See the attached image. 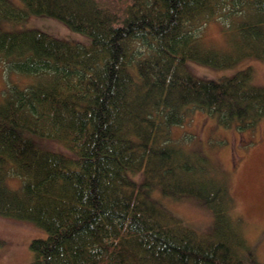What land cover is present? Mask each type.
Listing matches in <instances>:
<instances>
[{"label":"trees","instance_id":"obj_1","mask_svg":"<svg viewBox=\"0 0 264 264\" xmlns=\"http://www.w3.org/2000/svg\"><path fill=\"white\" fill-rule=\"evenodd\" d=\"M18 3L0 0V215L45 230L28 264H255L226 177L174 127L198 109L236 127L264 118V84L250 67L206 79L187 66L264 59V0ZM30 13L89 39L3 27ZM215 20L224 46L201 32ZM188 197L212 210V230L166 204Z\"/></svg>","mask_w":264,"mask_h":264},{"label":"rangeland","instance_id":"obj_2","mask_svg":"<svg viewBox=\"0 0 264 264\" xmlns=\"http://www.w3.org/2000/svg\"><path fill=\"white\" fill-rule=\"evenodd\" d=\"M12 1L19 4L18 0ZM2 22L7 29L37 27L59 37L89 39L85 32L73 30L62 19L45 14L30 13L24 20ZM201 32L211 44H227L222 21L207 22ZM187 66L196 76L206 79L229 76L239 69L250 67L255 83L264 84V59L257 57H242L231 66L206 65L188 60ZM14 75L21 81L27 79L20 73ZM7 76L8 71L0 65V97ZM189 134H192L191 138ZM174 135L184 138L186 146L197 147L207 154L214 167L226 177L233 198L231 212L240 220L244 237L253 250L255 264H264V118L252 127H236L223 125L217 121L216 115L198 109L186 123L174 127ZM39 142L47 147H60L57 141L39 139ZM135 177L140 180L139 173ZM8 181L13 187L20 184V179L15 177ZM166 204L197 229H213V212L198 199L188 197L170 200ZM45 233L43 228L27 220L0 215V264H28L33 257L29 246L31 239L44 237Z\"/></svg>","mask_w":264,"mask_h":264}]
</instances>
